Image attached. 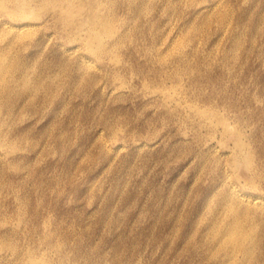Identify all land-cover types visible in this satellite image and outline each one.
<instances>
[{
	"label": "rangeland",
	"instance_id": "374dc122",
	"mask_svg": "<svg viewBox=\"0 0 264 264\" xmlns=\"http://www.w3.org/2000/svg\"><path fill=\"white\" fill-rule=\"evenodd\" d=\"M177 1L109 0L101 48L54 4L24 20L46 89L0 97V264H264V0ZM232 188L262 206L230 254Z\"/></svg>",
	"mask_w": 264,
	"mask_h": 264
},
{
	"label": "bare ground",
	"instance_id": "6f19581e",
	"mask_svg": "<svg viewBox=\"0 0 264 264\" xmlns=\"http://www.w3.org/2000/svg\"><path fill=\"white\" fill-rule=\"evenodd\" d=\"M115 2H122L123 0H114ZM135 1V0H133ZM172 1V0H170ZM179 1V0H178ZM177 1V3H179ZM190 1V0H188ZM195 1V0H194ZM214 2H216V0H213ZM251 1V0H250ZM212 2V0L210 1ZM214 2L212 3V5L214 4ZM219 2V1H218ZM217 2V3H218ZM257 2V1H256ZM255 2V3H256ZM136 3V2H135ZM167 3V2H166ZM207 3V2H206ZM221 4L222 1L220 2ZM219 3V4H220ZM42 5V6H46L48 4H54L57 8V11L55 12V17L59 18L62 20V22L64 23L65 26H70L72 28V30H78L79 28L82 27H87L88 29V33L90 34V37L95 38L97 43H98V48H101L103 46V40L101 39L100 35H102V33L109 34V37H113L114 31H113V27L112 25V20L109 17H107L106 15H104V13L102 11L99 10L100 7L103 6H108L109 5V0H0V9H5L8 10V8H11V14L9 15V17L11 16L12 19L10 20V22H5V23H0V97L1 95L4 96L5 93L9 92V91H15V89L19 90L18 94H24L27 92L28 90H35V91H39L42 89H46V80L43 77H38V78H33V76L31 75V68L32 65H34L35 63H31L30 60L25 59L22 54L19 53V46L22 45L24 47V45H26V41L28 39H31L33 37H35V35H37V31L38 28L35 27V25L25 22L24 20H26L27 18H29V16H31L35 9L36 6L38 5ZM127 4V3H126ZM188 4V3H187ZM185 3V5H187ZM193 4V3H192ZM210 4V3H209ZM112 5V4H111ZM114 5V4H113ZM134 5V4H133ZM154 5V4H153ZM211 5V6H212ZM218 5V4H216ZM118 6V5H117ZM123 6V5H122ZM143 6V3H142ZM151 6V5H150ZM149 6V7H150ZM202 6V5H201ZM200 6V7H201ZM220 6V5H219ZM39 7V6H38ZM37 7V8H38ZM124 7V6H123ZM210 7V6H209ZM216 7V6H215ZM110 8V7H109ZM113 9V7H111ZM119 8V7H118ZM117 8V9H118ZM147 8V7H146ZM189 8V7H188ZM217 8V7H216ZM215 8V9H216ZM104 9V8H103ZM155 9V8H154ZM178 9V8H177ZM204 9V8H203ZM212 9V8H211ZM114 10V9H113ZM141 10V7H140ZM147 10V9H146ZM149 10V9H148ZM147 10V12H148ZM170 10V9H169ZM176 10V9H175ZM217 10V9H216ZM221 10V9H220ZM226 9H224L225 11ZM173 11V10H172ZM197 11V10H196ZM204 11V10H203ZM215 11V10H214ZM223 11V10H221ZM3 12V11H2ZM145 12V11H144ZM153 12V11H150ZM176 12V11H175ZM178 12V11H177ZM199 12V11H198ZM229 12V11H228ZM49 13V12H48ZM114 13V12H113ZM209 13V12H208ZM215 13V12H214ZM218 13V12H217ZM111 14V12L109 13ZM151 14V13H150ZM196 14V12H195ZM211 14L213 15V13L211 12ZM229 14V13H228ZM249 14V13H248ZM116 15V14H115ZM207 15V14H205ZM204 15V16H205ZM215 15V14H214ZM213 15V16H214ZM218 15V14H217ZM216 15V16H217ZM4 16V15H3ZM45 16V15H44ZM53 16V15H52ZM51 16V17H52ZM196 16V15H195ZM198 16V15H197ZM211 16V17H213ZM215 16V17H216ZM220 16V15H219ZM251 16V15H250ZM8 17V18H9ZM135 17V15H134ZM207 18V16H205ZM209 17V16H208ZM218 17V16H217ZM216 17V19H217ZM227 17V16H226ZM46 18V17H45ZM54 18V17H53ZM114 18V17H113ZM196 18V17H195ZM204 18V17H202ZM222 18V17H221ZM220 18V19H221ZM225 17H223L222 19H224ZM55 19V18H54ZM197 19V18H196ZM208 19V18H207ZM219 19V18H218ZM219 19V20H220ZM227 19V18H226ZM229 19V18H228ZM39 20V19H38ZM121 20V19H120ZM232 20V19H231ZM43 21V20H42ZM204 21V20H203ZM211 21V20H210ZM221 21V20H220ZM227 21V20H226ZM230 21V20H229ZM2 22V21H1ZM50 22V21H49ZM61 22V24H62ZM118 22V21H117ZM40 23H42L40 21ZM46 23V22H45ZM48 23V22H47ZM58 23V22H57ZM116 23V22H115ZM120 23V21H119ZM207 23V22H206ZM223 23V22H221ZM227 24V23H226ZM56 25V24H54ZM196 25V24H195ZM43 26V25H42ZM46 26V25H44ZM64 26V27H65ZM121 26V25H119ZM242 26V25H241ZM47 27V26H46ZM240 27V26H239ZM63 28V27H62ZM256 28V27H255ZM116 29V28H115ZM192 29V28H191ZM197 29L198 26H197ZM242 29V28H241ZM244 29V28H243ZM257 29V28H256ZM64 30V29H62ZM66 30V29H65ZM86 30V29H85ZM193 30V29H192ZM201 30V29H200ZM199 30V31H200ZM259 30V29H258ZM257 30V31H258ZM67 31V30H66ZM119 31V30H118ZM121 31V30H120ZM190 31V30H189ZM256 31V32H257ZM192 31H190L191 33ZM244 32V31H243ZM61 33V32H60ZM116 33V32H115ZM118 33V32H117ZM116 33V35H117ZM189 33V34H190ZM195 33V32H194ZM241 33V32H240ZM240 33L238 36H240ZM198 34V33H197ZM222 34V33H221ZM104 35V36H105ZM115 35V36H116ZM196 35V34H195ZM10 36V39L8 38ZM103 36V37H104ZM191 36V35H189ZM236 36V35H235ZM120 37V36H119ZM118 37V38H119ZM190 40V37H188ZM195 38V36H194ZM193 38H191L192 41H195ZM237 38V36H236ZM34 39V38H33ZM32 39V40H33ZM240 37H238L237 40H239ZM108 40V39H107ZM117 40V39H116ZM115 40V41H116ZM184 40V39H183ZM236 40V39H235ZM31 41V40H30ZM188 41V40H187ZM234 41V40H232ZM82 42V41H81ZM123 42V41H122ZM186 42V41H185ZM191 42V41H190ZM189 42V43H190ZM237 42V41H236ZM109 43V41H108ZM118 43V42H117ZM117 43H113L114 45H116ZM194 43V42H192ZM235 43V42H234ZM240 43V42H239ZM185 44V43H184ZM183 44V46H184ZM187 45V44H186ZM185 45V46H186ZM113 47V45H111ZM184 46V47H185ZM190 46V44H189ZM238 45H236L237 47ZM184 47L182 50H184ZM188 48V47H187ZM235 48V46H234ZM114 49V48H113ZM186 49V48H185ZM238 49V48H237ZM235 51H238V50ZM107 50V49H106ZM118 50V49H117ZM234 50V49H233ZM104 51V50H103ZM115 51V50H114ZM113 51H111V54ZM184 52V51H183ZM97 54V52H95ZM118 53V52H117ZM100 55V52L98 53ZM119 54V53H118ZM116 55V54H115ZM178 55V54H177ZM96 56V55H95ZM110 56V55H109ZM119 56V55H118ZM102 57V55H101ZM98 58V57H97ZM103 59V58H102ZM122 59V57H121ZM84 60V59H83ZM120 60V59H119ZM178 74H176L177 76ZM179 76V75H178ZM50 85V84H49ZM50 87V86H48ZM28 89V90H27ZM52 89V88H51ZM55 89V88H54ZM53 89V90H54ZM51 90V91H53ZM18 92V91H17ZM42 92V91H41ZM54 92V91H53ZM13 93V92H12ZM32 93V92H31ZM52 93V92H51ZM17 94V93H16ZM30 94V93H29ZM40 95V94H39ZM45 95V94H44ZM48 95V94H47ZM6 96V95H5ZM10 96V95H9ZM32 96V95H31ZM39 97V96H38ZM3 98V97H2ZM9 98V97H8ZM12 98V97H10ZM23 98V97H22ZM34 98V97H33ZM11 100V99H10ZM3 102V101H2ZM0 101V110H1V105H3ZM12 102V101H10ZM5 103V102H4ZM8 103V102H7ZM13 104V103H11ZM3 107V106H2ZM7 107V106H6ZM5 108V107H3ZM11 108V107H9ZM6 109V108H5ZM13 109V108H12ZM11 110V109H10ZM5 111V110H3ZM204 111V110H203ZM2 112V111H1ZM0 112V113H1ZM3 113V112H2ZM200 113V111H199ZM205 113V112H204ZM211 114V113H210ZM201 115V114H200ZM203 115V114H202ZM209 115V114H208ZM1 116V115H0ZM8 116L13 117V110L10 111V113L8 114ZM7 117V115H6ZM4 118V117H3ZM2 118V119H3ZM8 119V118H7ZM12 119V118H11ZM2 121V120H1ZM6 121V120H5ZM10 121V120H9ZM219 121V120H218ZM7 122V121H6ZM223 122L222 117H221V123ZM218 124H220L218 122ZM5 125V123L3 124ZM5 128V127H4ZM3 128V130H5ZM101 132V131H100ZM8 133H5L3 135V132H1V128H0V141L4 138V140L8 139ZM3 137V138H2ZM238 143V142H237ZM242 144H244V142L242 141ZM12 146H14V144L12 143ZM240 147V146H239ZM215 148V147H214ZM253 156V155H252ZM216 161V160H215ZM244 161V160H243ZM250 164V163H249ZM253 165V164H252ZM251 165V166H252ZM252 168V167H251ZM261 171L259 170V173ZM254 173V172H253ZM262 178V177H261ZM254 182V181H252ZM231 188V186H230ZM235 189V188H234ZM233 188L230 190L229 197L228 200L224 201V203L221 204H225L224 209L227 211V213H229L230 215H232L233 217V222L229 223L224 230H220L219 232V236L218 238H220V244L226 245V250L228 253L233 254L234 251L238 248V244H240L241 241H250L253 238L254 235V229L253 226L250 225V221L254 219L252 213V209H255V207H260L262 206V204L260 205V201L257 198H251V197H240L236 190H234ZM217 190V189H216ZM215 190V192H216ZM229 191V190H228ZM215 192L212 194L214 195ZM219 192V191H218ZM218 192H216L218 194ZM227 193V194H228ZM216 194V196H217ZM226 194V193H225ZM221 195V193H220ZM228 196V195H227ZM251 196V195H250ZM211 197V196H209ZM213 197V196H212ZM221 197V196H220ZM214 198V197H213ZM212 198V199H213ZM227 198V197H225ZM211 200V199H210ZM222 200H220L221 202ZM216 206V205H215ZM218 206H220L218 204ZM217 206V207H218ZM211 207V206H210ZM216 207V208H217ZM209 209V208H208ZM214 209V207H213ZM221 209V208H220ZM204 210V208H203ZM207 210V209H206ZM212 210V208H211ZM215 210V209H214ZM219 210V209H218ZM222 211V210H221ZM209 212V210L207 211ZM211 212V211H210ZM224 212V211H223ZM214 213V211H213ZM220 212H218L219 214ZM200 214V213H199ZM203 214V213H202ZM208 214V213H207ZM217 214V215H218ZM222 214V213H221ZM220 214V215H221ZM206 215V214H205ZM215 215V214H214ZM215 215V216H217ZM204 216V215H203ZM207 216V215H206ZM212 216V214L210 215ZM209 216V217H210ZM199 217V216H198ZM208 217V216H207ZM231 218V217H230ZM201 219V218H199ZM205 219V218H204ZM218 219V218H216ZM209 220V219H208ZM231 220V219H230ZM177 221V220H176ZM198 221V220H196ZM201 221V220H200ZM206 221V220H204ZM202 221V222H204ZM211 221V220H210ZM222 221V220H221ZM178 222V221H177ZM199 222V221H198ZM197 222V223H198ZM175 224V223H174ZM202 224V223H200ZM199 224V225H200ZM252 224V222H251ZM211 223H210V227H211ZM249 225V226H247ZM174 226V225H173ZM198 227V226H197ZM212 228V227H211ZM210 230V228H209ZM208 230V231H209ZM212 230V229H211ZM205 232V230H204ZM203 232V233H204ZM211 232V231H209ZM216 232V231H215ZM258 232V230H257ZM228 233V234H227ZM46 234V233H45ZM49 234V233H48ZM51 235V233H50ZM204 235V234H203ZM228 236L229 240H225L222 238V236ZM52 236V235H51ZM205 236V235H204ZM203 236V237H204ZM5 237V236H4ZM3 237V238H4ZM49 238V236H47ZM211 237V236H208ZM50 239V238H49ZM53 239V238H52ZM203 239V238H202ZM258 239V238H257ZM7 241V240H6ZM207 241V239H206ZM211 241V240H210ZM3 242V241H2ZM0 241V244L2 243ZM204 242V241H203ZM208 242V241H207ZM53 243V242H51ZM205 243V242H204ZM213 243V242H212ZM4 244V243H3ZM55 245V243H53ZM204 245V244H203ZM210 245V242H209ZM12 246V245H11ZM56 248V250L60 251V245L56 244L54 246ZM212 247V246H211ZM4 249V248H3ZM8 248L4 249L7 250ZM12 251H17L15 249L14 246H12ZM20 248L18 247V250ZM207 249V248H206ZM211 249V248H210ZM9 250V249H8ZM33 250V249H31ZM209 250V249H208ZM207 250V251H208ZM246 254L250 255L252 252V249L246 248ZM10 251V250H9ZM23 252V251H22ZM30 252V251H29ZM209 252V251H208ZM207 252V253H208ZM36 253V252H35ZM16 254V252L14 253ZM215 254V253H214ZM3 255V254H2ZM38 255V253L36 254ZM30 257L28 258L29 263L30 264H36L37 262L41 264H50L48 263V261L46 260V256L40 257V259L38 258H33L32 254L29 255ZM4 257V256H3ZM18 258V257H17ZM64 258V257H63ZM251 258V256L249 257ZM26 259V258H25ZM66 259V257L64 258ZM63 259V260H64ZM9 260V259H8ZM15 260V259H14ZM24 260V259H23ZM40 260V261H38ZM25 261V260H24ZM2 262V261H1ZM13 262V261H12ZM6 263V262H5ZM2 264V263H1ZM11 264V262H10ZM20 264V263H19Z\"/></svg>",
	"mask_w": 264,
	"mask_h": 264
}]
</instances>
